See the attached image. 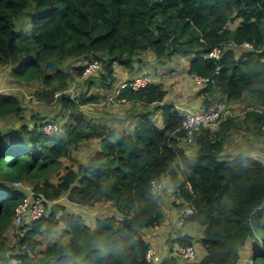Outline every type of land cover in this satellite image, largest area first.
<instances>
[{"label": "trees", "instance_id": "1", "mask_svg": "<svg viewBox=\"0 0 264 264\" xmlns=\"http://www.w3.org/2000/svg\"><path fill=\"white\" fill-rule=\"evenodd\" d=\"M26 12L32 29L21 33L16 22ZM215 50H220L218 58L210 56ZM144 55L156 62L190 57L189 75L200 89L201 109L224 101L236 110L246 97L255 107L241 116L231 111L188 143L184 114L166 102L162 84L150 80L140 92L118 91L120 85L114 91L115 66L135 78L144 74ZM91 61H99L101 77L85 76ZM0 66H10L17 81L39 83L37 100L56 103L62 111L60 124L59 116H34L17 136L0 130V264H153L147 260L151 246L144 232L161 227L172 209L184 208L177 227L193 208L185 225L203 228L199 243L206 252L186 264H239L245 248L252 250L254 264H264V163L246 155L220 161L235 132L264 138V0H0ZM196 77L209 81L198 84ZM76 78L90 88L72 98ZM97 84L113 91L120 105H130L131 113L143 108L133 130L96 122L81 111L101 103L100 96L89 94ZM23 116L16 95L0 94V120L24 121ZM49 124L60 131L45 135ZM91 141L98 142L99 150L54 183L51 177L63 160H74V152ZM15 181L42 195L47 210L20 227L13 225L22 199V192L11 186ZM153 181L162 187L155 190ZM169 194L174 201H168ZM63 198L88 207L105 203L122 216L97 219L91 227L58 203ZM10 229L19 230L16 245L9 244ZM59 231L65 241L40 250V237ZM168 244L174 251L196 245L181 236ZM180 261L170 256L161 264Z\"/></svg>", "mask_w": 264, "mask_h": 264}, {"label": "rangeland", "instance_id": "2", "mask_svg": "<svg viewBox=\"0 0 264 264\" xmlns=\"http://www.w3.org/2000/svg\"><path fill=\"white\" fill-rule=\"evenodd\" d=\"M27 12L16 22V30L25 33L31 31L32 29V21ZM81 64L84 62H80ZM191 63L190 57H183L180 55L173 56L171 59L166 60L165 62H156L149 58L148 55L143 56V62L141 65L142 70L145 72L144 74H148L151 80L155 83H160L163 85L165 91L168 92L167 103L173 104L171 98H174L176 101H181L184 99L182 93L184 90V86H188L191 91H189L187 98H191V95L194 96L195 92L198 89L197 84L195 83L193 77L189 75V65ZM73 66H79L78 62L72 63ZM117 72V81L115 83L114 91L118 88L119 85L122 84L124 76H131V73L123 68L122 66H115ZM96 75L101 77L103 72L101 69ZM74 84H72V89H74L75 94L81 95L85 93L88 88L87 83H85L81 79H74ZM91 89L89 94H93L95 96L101 97V103L88 105L86 107H82L81 111L91 120H94L99 123H104L110 127L118 128L119 130H133L135 127V123L138 120V115L143 108L141 106L137 107L133 113L129 111L130 105H120V102H116L114 100L113 91L106 92L103 88H100L99 85H95ZM40 88L39 83H25L20 82L12 78L11 76V67L10 66H0V94L2 95H10L14 94L20 97L22 105L24 107V116L22 120L15 118H7L0 121V130L5 133H12L14 136H17V131L21 129V126L25 123V121L31 120L34 116L42 117V119L50 120L56 116H59L58 123H62L60 121V115H62L61 107L58 104L47 105L45 103L39 102L35 96L36 91ZM200 89L197 90V93ZM178 95L179 97H177ZM106 98V99H105ZM202 106V98L199 101ZM175 104V103H174ZM255 107L254 101L249 97H246L244 103H237L234 106V109L231 110L233 113L238 115L245 114L249 109ZM154 119L156 120V124L159 128H163V124L160 122V115L155 114ZM235 140L236 143H235ZM192 149V148H191ZM99 150V145L97 141L87 142L81 146V148L74 152L72 155L74 160L64 159L63 167L56 171L51 180L54 183H57L59 178L66 173L68 168H73L78 163H83L88 161L97 151ZM188 155H192L193 151L190 150V147L186 149ZM238 155H246L251 157L252 159L259 160L264 163V138H258L254 135H244L243 133L235 132L233 134L232 140L226 145L225 152L220 156V161L232 162ZM228 156V158H227ZM233 156V157H232ZM182 165V164H181ZM170 191V190H169ZM172 192V189H171ZM168 192L166 193V195ZM174 195V194H173ZM172 194H169L168 201H174ZM58 203L66 205L67 209L70 213H75L81 215L87 222V224L91 227L95 226L97 219L105 218L106 216H116L120 218L122 215L118 214L117 211L111 207L110 205L99 204L95 207L88 206H80V205H72L70 204L66 198L61 199ZM53 206V203L48 204V209ZM175 208V207H174ZM185 227V226H184ZM182 227V229H184ZM179 229V228H178ZM181 229V228H180ZM190 231V227L185 228L184 233H188ZM59 233L55 235H43L41 236V240L43 242V247L40 250H43L49 244H52L57 241H65ZM19 234V230L10 229L8 231V239L10 245L17 244V235ZM197 235V234H196ZM200 236V235H198ZM148 240V235H145ZM260 237V235H258ZM193 240L197 241V237L195 235L192 236ZM158 244L157 242L153 243ZM167 246H164L163 252L166 251ZM169 250V249H168ZM159 255V254H158ZM13 264V263H12Z\"/></svg>", "mask_w": 264, "mask_h": 264}, {"label": "built area", "instance_id": "3", "mask_svg": "<svg viewBox=\"0 0 264 264\" xmlns=\"http://www.w3.org/2000/svg\"><path fill=\"white\" fill-rule=\"evenodd\" d=\"M247 48H252L250 44H245ZM220 50H215L210 54L211 57L218 58ZM100 70L99 61H91L88 63L85 76L98 73ZM151 78L147 74L136 76L132 82H124L120 85L119 90L130 88L134 92H140L146 89L150 83ZM198 84H205L209 80L196 77ZM72 98L76 97L75 92L71 89ZM58 96V95H57ZM126 103V100H122ZM232 115L231 110L226 102H216L207 110L197 109L188 110L184 113L183 130L185 132V139L188 143H194L195 137L205 128L220 123ZM60 131V126L56 124L46 125L43 132L47 136H53ZM12 188L18 189L22 192V199L14 212L13 225L16 227L25 224H31L41 219L47 212L45 207V199L42 195H38L36 191L22 181H15L11 184ZM152 186L155 190L162 187L161 182L153 181ZM194 214V209L189 208L185 214L179 219V228L183 227L186 223V218ZM181 258L183 261L192 262L198 260V251L195 246H182L179 247L174 254L169 255ZM147 260L153 264H161L163 258L158 255L153 249H150L147 254Z\"/></svg>", "mask_w": 264, "mask_h": 264}, {"label": "crops", "instance_id": "4", "mask_svg": "<svg viewBox=\"0 0 264 264\" xmlns=\"http://www.w3.org/2000/svg\"><path fill=\"white\" fill-rule=\"evenodd\" d=\"M143 72L144 71H141L140 73H143ZM132 78H134V76H132V75L126 76L125 75L124 78H122L123 79L122 83L128 82ZM182 90H184L182 93V96L184 97L183 100L176 101L174 98H171V101H173L175 103V104L174 103L173 104L176 105V107L181 111V113L184 114L188 110H197V109L203 108L200 105L199 101L201 100V97L197 96V91H194L195 92L194 96L191 95V98H187V95L189 94L188 92L191 91V89H189L188 86H184ZM176 96L179 97L178 95H176ZM18 98L20 99V97H18ZM20 101H21V99H20ZM236 141L237 140H235V143H236ZM227 158H228V156H227ZM183 210H182V212H183ZM182 212H180V211L178 212L175 209H172L167 214L166 220L161 225V227L149 229V230H146L144 232V236L148 235V240L146 239V237H145V240L150 243V246H151L150 249H153L163 259H166L172 253L171 250L174 247L178 246L177 242H176V245L172 248L171 244L169 245L168 243L174 239H177L179 236L186 237L188 240H190L196 244L195 247L197 248V251H198V259L200 260L204 257V255L206 253L203 246L199 243L200 239H202L201 237H202L203 228L200 226H197V225H193V224L185 225L184 229H182V228L180 229L179 227H177V218L180 217ZM187 227H190V231L188 233H184L183 231ZM193 235H195L198 238L197 241L193 240V238H192ZM198 235H200V236H198ZM155 242H157L158 244L154 245L153 243H155ZM164 246H167L166 251H168V252H163ZM173 251H174V249H173ZM251 252H252V250L250 251V249H248V248H245L243 250L241 249V252H240L241 257H240L239 264H254L252 259H251ZM179 264H186V262L181 260Z\"/></svg>", "mask_w": 264, "mask_h": 264}]
</instances>
